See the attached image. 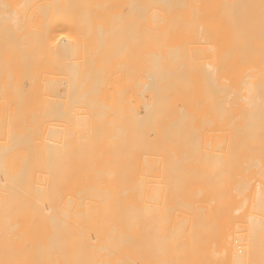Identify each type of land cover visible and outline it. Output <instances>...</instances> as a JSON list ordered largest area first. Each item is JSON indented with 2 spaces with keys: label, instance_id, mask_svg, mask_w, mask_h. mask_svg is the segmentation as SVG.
I'll return each mask as SVG.
<instances>
[{
  "label": "bare ground",
  "instance_id": "obj_1",
  "mask_svg": "<svg viewBox=\"0 0 264 264\" xmlns=\"http://www.w3.org/2000/svg\"><path fill=\"white\" fill-rule=\"evenodd\" d=\"M101 3L87 29L52 30L55 41L47 39L49 30L39 31L40 44L21 48L13 59L14 78L29 75L40 92L38 201L55 220L61 197L71 200L72 163L80 157L93 170L83 205L111 206L119 187L149 209L153 198L128 179L144 175L137 172L135 156L126 160L125 148L140 145L133 134L137 124H116L112 118L103 123L88 108L182 106L200 123L205 107L215 119L216 159L229 161L232 175L231 221L221 224L215 264H264V0ZM64 112L80 114L82 123L69 126ZM166 139L158 134V141ZM118 161L125 163L119 186L107 177Z\"/></svg>",
  "mask_w": 264,
  "mask_h": 264
},
{
  "label": "rangeland",
  "instance_id": "obj_2",
  "mask_svg": "<svg viewBox=\"0 0 264 264\" xmlns=\"http://www.w3.org/2000/svg\"><path fill=\"white\" fill-rule=\"evenodd\" d=\"M101 2L0 0V264H215L221 224L231 221L232 175L231 163L216 159L215 119L205 107L200 123L182 106L169 111L124 103L110 110L88 108L103 123L112 118L116 124H137L133 134L140 145L125 148L126 160L135 156L137 172L144 175L128 179L153 198L149 209L134 201V192L122 193L119 187L111 206L83 205L93 170L80 157L72 163L71 200L61 197L55 220L38 201L40 92L29 75L14 78L13 59L21 48L40 44L39 31L49 30L51 41L52 30L87 29ZM61 117L73 128L82 123L74 112ZM158 125L165 131L154 128ZM159 133L167 139L158 141ZM113 164L107 177L119 186L125 163Z\"/></svg>",
  "mask_w": 264,
  "mask_h": 264
}]
</instances>
